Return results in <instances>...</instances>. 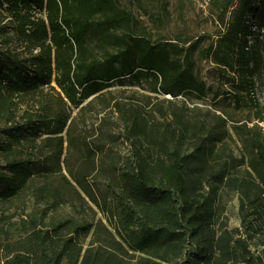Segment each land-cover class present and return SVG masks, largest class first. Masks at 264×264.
I'll list each match as a JSON object with an SVG mask.
<instances>
[{
	"label": "trees",
	"instance_id": "obj_1",
	"mask_svg": "<svg viewBox=\"0 0 264 264\" xmlns=\"http://www.w3.org/2000/svg\"><path fill=\"white\" fill-rule=\"evenodd\" d=\"M238 1L211 0L220 19ZM239 5L250 7L255 14L264 11V0H240ZM0 7L7 12L11 32L22 49L17 54L0 48V123L7 138L0 141V154L6 163V171H0V264L261 261L251 254L249 240L257 230H264V192L257 199L242 202L246 236L238 237L218 227L209 198L190 194L186 158L178 149L161 158L155 172L145 165L131 166L121 174L118 189L110 190V200L102 202L83 185L80 171L75 173L67 156L63 158L75 142L73 111H82L91 96L103 98L115 81L124 84L127 78L148 77L153 80L154 93L177 97L194 92L202 98L206 85L196 78L189 57L181 58V48L118 34L119 25L131 19L114 0H0ZM235 14L226 29L217 34L213 51L215 63L225 72H234L237 63L241 66L235 56L242 28L241 10ZM8 28L2 27L0 35L5 30L9 34ZM94 29L101 32L98 51L88 39ZM259 44L255 55L264 71V37ZM112 109L120 110L119 104L115 102ZM42 130L48 138L39 143ZM236 130L256 152V163L264 172V135L254 134L246 126ZM43 143L53 153V162L42 159ZM89 152L95 154L92 147ZM25 160L39 162V178L32 177ZM256 163L251 162V167L259 175ZM63 167L98 208L101 220H46L47 210L58 211L66 203L57 184L58 173L70 184L62 174ZM259 177L264 184V176ZM27 193L36 206L44 205V209L36 207L26 216L8 213L5 205L23 201Z\"/></svg>",
	"mask_w": 264,
	"mask_h": 264
},
{
	"label": "rangeland",
	"instance_id": "obj_2",
	"mask_svg": "<svg viewBox=\"0 0 264 264\" xmlns=\"http://www.w3.org/2000/svg\"><path fill=\"white\" fill-rule=\"evenodd\" d=\"M114 1L131 19L119 25L118 34H133L157 45L166 43L181 48V58L189 57L196 78L205 83V95L198 98L194 92H187L177 97L163 96L152 91L154 83L148 77L127 78L124 84L115 81L104 91L103 98L91 96L82 105V111H73L75 142L63 158L67 156L75 173L80 171L78 177L83 185L102 202L110 200V190L118 189L121 174L130 171L131 166L133 169L135 165H145L155 172V164L161 158L166 159L169 151L178 149L186 158L185 176L190 194L209 198L218 227L245 237L246 209L241 204L262 195L264 184L259 175L264 176V172L256 163V152L236 128L246 126L254 134L264 135V71L259 56L255 55L264 37V11L255 14L250 7L239 8V0L222 18L223 24L211 0ZM238 9L242 28L235 56L241 66L237 63L234 72H225L215 63L213 51L217 34L233 21ZM5 25L9 34L5 30L0 35V48L21 53L7 12L0 7V29ZM100 36L98 29L88 36L96 51L100 48ZM115 102L120 110L112 109ZM2 128L0 123V141L7 139ZM40 134L39 143L48 138L44 130ZM41 147L42 159L53 162V153L44 143ZM89 147L95 154L89 152ZM251 162L256 163L259 175ZM25 165L33 178L40 177L38 161L25 160ZM5 166L0 154V171L5 172ZM62 174L70 181V184L63 182L58 173L57 184L62 187L66 203L58 211L47 210L46 220L49 217L101 220L98 208L64 167ZM22 198L23 201L5 205L8 213L26 216L36 207L39 211L45 207L36 206L28 193ZM249 245L251 254L261 258L258 264H264V230H257ZM250 261L240 259L238 264Z\"/></svg>",
	"mask_w": 264,
	"mask_h": 264
}]
</instances>
